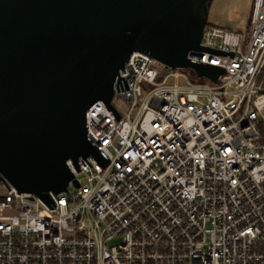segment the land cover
<instances>
[{
	"label": "built area",
	"instance_id": "obj_1",
	"mask_svg": "<svg viewBox=\"0 0 264 264\" xmlns=\"http://www.w3.org/2000/svg\"><path fill=\"white\" fill-rule=\"evenodd\" d=\"M190 60L133 51L88 139L42 197L0 179V264H264V0L244 31L207 24Z\"/></svg>",
	"mask_w": 264,
	"mask_h": 264
},
{
	"label": "water",
	"instance_id": "obj_2",
	"mask_svg": "<svg viewBox=\"0 0 264 264\" xmlns=\"http://www.w3.org/2000/svg\"><path fill=\"white\" fill-rule=\"evenodd\" d=\"M211 0H0V179L43 199L67 190V165L108 161L87 137L86 114L111 99L135 51L216 79L190 60ZM78 184L76 181H74Z\"/></svg>",
	"mask_w": 264,
	"mask_h": 264
},
{
	"label": "rangeland",
	"instance_id": "obj_3",
	"mask_svg": "<svg viewBox=\"0 0 264 264\" xmlns=\"http://www.w3.org/2000/svg\"><path fill=\"white\" fill-rule=\"evenodd\" d=\"M252 4L253 0H211L208 22L244 31L248 25Z\"/></svg>",
	"mask_w": 264,
	"mask_h": 264
},
{
	"label": "trees",
	"instance_id": "obj_4",
	"mask_svg": "<svg viewBox=\"0 0 264 264\" xmlns=\"http://www.w3.org/2000/svg\"><path fill=\"white\" fill-rule=\"evenodd\" d=\"M207 24H209V22H207Z\"/></svg>",
	"mask_w": 264,
	"mask_h": 264
}]
</instances>
